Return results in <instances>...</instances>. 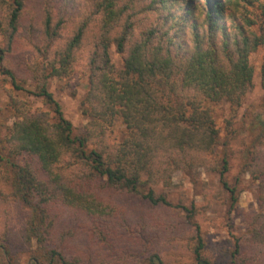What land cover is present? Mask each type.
<instances>
[{"label":"trees","instance_id":"1","mask_svg":"<svg viewBox=\"0 0 264 264\" xmlns=\"http://www.w3.org/2000/svg\"><path fill=\"white\" fill-rule=\"evenodd\" d=\"M0 36L4 81L18 91L29 80L30 94L54 113L31 112L11 96L18 117L0 149V187L9 189H0V204L19 202L27 210L21 238L38 244L33 264H104L99 250L112 249L119 259L124 253L118 256L115 245L121 240L136 242L146 264H169L157 237L148 238L142 224L128 226L111 198L139 196L190 220L196 206L173 183L176 171L217 172L230 209L236 207L238 183L226 178L228 155L216 156L213 106L227 104L233 114L241 108L254 75L249 58L259 49L264 88V0H0ZM20 42L28 48L23 80L11 59ZM112 45L122 56L121 68L111 61ZM84 48L87 122L75 135L48 85L50 78L69 75ZM117 121L126 134L110 142ZM226 127L225 144L243 147L237 150L241 170L258 181L264 205V126L247 147L230 120ZM174 191L179 200L173 205L168 196ZM56 207L91 218L86 231L92 246L98 245L96 256L66 253L77 232L57 227ZM246 215L250 234L234 240L223 264H264V213ZM7 238L1 236L0 249L8 255ZM195 238V264H213L203 254L199 226ZM146 243L154 250H146Z\"/></svg>","mask_w":264,"mask_h":264},{"label":"rangeland","instance_id":"2","mask_svg":"<svg viewBox=\"0 0 264 264\" xmlns=\"http://www.w3.org/2000/svg\"><path fill=\"white\" fill-rule=\"evenodd\" d=\"M88 52V49H82L80 58L69 75L50 78L48 85L49 90L59 102L63 115L72 123L75 135H80L84 131L87 122L82 109L88 89L85 72ZM27 53L28 48L20 42L12 51L11 56L15 71L22 80L28 76L23 61ZM109 53L115 67L121 68L122 56L114 45L110 47ZM262 57L261 49L250 55L249 60L254 68V75L252 86L241 108L233 114L227 104L213 106L216 126L219 129L216 156L220 158L224 153L228 155L230 168L226 173V178L230 184L238 183V202L234 209H230V194L221 187L218 173L207 171L204 168H199L194 174L176 171L172 176L173 183L181 185L185 191L187 203H195L197 212L190 220L184 218V212L154 206L139 196L123 194L114 195L111 198L123 210L128 226L134 227L136 224H142L144 227L142 232L149 234L148 238L157 237V249L169 264H195L192 248L196 241V226L200 228L204 243L203 254L213 264H223L227 261L226 253L233 249L234 240L236 238L246 239L250 234L247 220L249 215L246 213H264V205H261L258 199V181L247 172L243 173L240 167L242 158L237 150L243 147L237 141L231 142V145L225 144L229 136L226 127L227 120L232 122V127L240 133L239 136L245 138L246 147L264 126V88L261 87L259 75ZM23 85L25 90H14L9 83L4 81V76L0 73V149L12 122L18 117L10 105L11 96L25 101L31 112L43 110L54 114L40 98L30 94L29 91L33 90V85L29 80L26 83L23 82ZM125 134V126L117 121L111 129L108 140L110 142L120 141ZM154 188L157 193L162 191L159 185H155ZM0 189L5 193L9 192L8 186L3 185ZM168 199L173 205L177 204L179 200L177 191L170 193ZM52 212L58 215V228L71 227L77 232L76 236L68 242L70 247L64 248L66 253L79 252L83 255H97L98 245L92 246L86 231L90 228L91 218L68 209L60 210L57 207ZM27 213L19 202L0 204V242L1 236L8 237L6 246L10 252L7 255L3 249H0V264H33L32 258L36 254L35 249L38 244L35 239L29 244L21 238ZM115 248L118 256L121 253L125 256L116 259L112 249H101L99 253L105 257L104 264H146L143 261L141 248L136 242L117 241ZM144 248L151 252L155 247L146 243Z\"/></svg>","mask_w":264,"mask_h":264}]
</instances>
